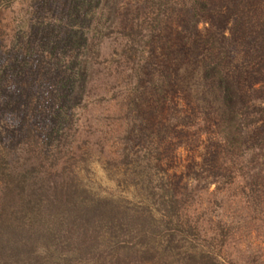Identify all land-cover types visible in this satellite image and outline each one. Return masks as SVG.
<instances>
[{
  "label": "rangeland",
  "instance_id": "374dc122",
  "mask_svg": "<svg viewBox=\"0 0 264 264\" xmlns=\"http://www.w3.org/2000/svg\"><path fill=\"white\" fill-rule=\"evenodd\" d=\"M149 1L117 0L112 32L83 57L94 0H0V221L22 222L31 196L56 204L61 192L83 202L81 213L94 206L135 222L124 236L91 235L84 248L64 244L66 231L59 246L46 231V242L39 235L21 246V258L100 264L97 255L125 241L129 264H180L185 253L211 251L226 264L264 259V197L246 206L240 193H212L264 137V118L241 126V115L264 109V0L167 8L128 55L124 31ZM170 196L185 198L201 234L177 235L164 251L159 220ZM45 219L56 230L55 217ZM218 223L220 254L210 236L220 232L208 230Z\"/></svg>",
  "mask_w": 264,
  "mask_h": 264
},
{
  "label": "trees",
  "instance_id": "16d2710c",
  "mask_svg": "<svg viewBox=\"0 0 264 264\" xmlns=\"http://www.w3.org/2000/svg\"><path fill=\"white\" fill-rule=\"evenodd\" d=\"M94 2L95 9L93 15L89 20L84 22V27L86 26L87 30H89L91 33V40L88 44V47H92L94 44L93 42L99 43L103 38L107 37L112 32L111 25L113 24L114 14L116 13L117 0H94ZM197 4L198 0H150L147 10L143 14V18L141 20L139 19V21L137 20L128 30L126 29L124 31L123 36L127 40L125 43V53L128 55H130L132 52L135 53L137 38L139 36L141 37V34L145 29H149L150 34L153 33L157 28L159 19L167 10V8L174 10L175 8L189 6V8L194 10ZM88 47L83 50V57L86 56L85 52L91 49ZM241 116H243L241 119V126L246 128L247 126L253 125L264 118V109L257 110L255 115L243 114ZM248 118H250L249 121L244 123L248 120ZM235 166L236 167L233 165L230 170L225 171L221 176V179H218L217 183H215L217 185L215 186V189L212 193H240V201L246 206H252L255 204V202H257L260 196L264 197V137L260 138L259 142H257V146L255 147L253 155H251L250 159H248L244 165L239 164V166ZM39 197L40 195L31 196V205L23 214L25 218H22V222L17 223L16 221H12L13 223H10L8 218L6 220L0 221V264H42L38 258L33 259L28 258V256L21 258V246H27V242H29L30 237H38L39 235L40 238L38 237L37 240L40 239L43 242H46L44 240L47 238L46 234L44 233L46 231L49 234L51 233V237L54 236V232H56L55 235H57L60 232L66 231L67 239L64 241V244L67 243L68 245V243L74 241H76L78 244V241H80L78 246L84 248L87 244H89L88 241L91 235H94L95 233H99L101 231L106 235L114 232L116 235L120 234L124 236L127 232L131 231V228H133L135 223L132 220L126 223V221L121 220L120 218H115V215L107 213L106 211H100V208H95L94 206H91L93 207L92 210L88 209L90 211H88L86 208H82L81 213L77 208L81 206L83 202H79L77 198H74L73 200V198L66 193L59 192L57 201L58 203L56 204H53L55 203V200L48 199L49 196L44 199H39ZM166 199L167 212L164 217L159 220V225H162V228L165 230V234L167 236V238H164L165 240L163 241V244H165L163 247L164 251H167V247L171 246L177 235L192 238L198 235L200 236L201 234V231L197 226V222H191V220H189L183 213L184 208L182 209V206H184L186 203L184 202L186 201L185 198L170 196L166 197ZM76 204H78V207H75ZM94 208L96 210H93ZM47 209L49 210L47 215H53L55 220H57V224H59L56 227V230L51 229L50 225L48 224V220L45 219L47 216L45 215ZM49 212L51 213L49 214ZM88 214H90V216ZM258 214L260 213L258 212ZM91 215H93L95 218H92ZM91 220H93V222H91ZM219 223L216 224V229H208L209 231L215 230V232H218L217 230H219L220 232L218 235L216 233H214V235L210 234V236H213L211 237V241L214 243L212 244L213 250L217 248L219 252L218 254L221 253L225 244V240L222 237L223 235H221L223 227H220ZM167 224H173L174 228L172 229L169 227L167 229ZM95 225L97 227V232L95 230L94 232L87 233L89 229H95ZM150 229L151 227L146 225V227L142 229L141 232L144 238L149 237L151 238L149 240L152 241L153 233L150 232L152 230ZM59 236L61 235H57L56 238L58 240L57 245L60 246L62 243L59 241L63 242V236ZM216 237H218V241L216 240ZM220 237L222 239H220ZM81 238H84L83 240L85 241L81 240ZM144 240V243L147 242L146 239ZM118 244V246H115V251L111 254L101 256L97 255L96 259H100L97 263L129 264L130 262L128 260L125 262L127 254L123 252L124 246H127L128 242L126 243L125 241H121ZM151 249L152 247H149L144 250L145 253L143 252V254L148 255L146 258L144 257V260L147 263H152L154 260V251L152 250L150 252ZM68 254H70V252ZM217 256L218 255L216 253L214 255L212 251L210 253L197 254L185 253L183 256L184 258L181 259L179 263L226 264L220 262ZM250 263L264 264V259L262 263H260L259 259L255 257L252 261H250Z\"/></svg>",
  "mask_w": 264,
  "mask_h": 264
}]
</instances>
